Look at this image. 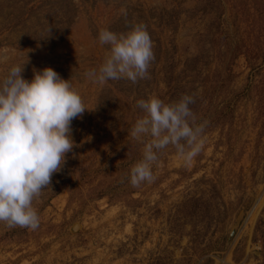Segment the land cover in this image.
Wrapping results in <instances>:
<instances>
[{"label": "rangeland", "instance_id": "obj_1", "mask_svg": "<svg viewBox=\"0 0 264 264\" xmlns=\"http://www.w3.org/2000/svg\"><path fill=\"white\" fill-rule=\"evenodd\" d=\"M141 23L148 78H86L108 55L99 32ZM24 63L26 80H70L88 110L34 201L38 229L0 223V264H264V0H0V80ZM183 95L207 122L202 151L186 166L169 145L132 187L137 101Z\"/></svg>", "mask_w": 264, "mask_h": 264}, {"label": "clouds", "instance_id": "obj_2", "mask_svg": "<svg viewBox=\"0 0 264 264\" xmlns=\"http://www.w3.org/2000/svg\"><path fill=\"white\" fill-rule=\"evenodd\" d=\"M98 39L109 46L108 55L98 70L85 73L86 78L101 85L109 80L136 83L148 78L155 56L146 25L135 24L126 33L103 29ZM26 63L12 66L0 80V223L36 230L40 217L34 201L51 188L53 175L61 171L66 154L76 146L72 121L88 109L70 80L51 67L34 70L31 81L23 78ZM194 102L191 95L171 104L154 96L137 101L144 114L131 128V136L144 149L143 158L130 172L132 187L155 179L153 165L169 145L186 166L202 151L207 122H196L190 107Z\"/></svg>", "mask_w": 264, "mask_h": 264}]
</instances>
